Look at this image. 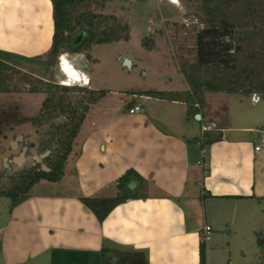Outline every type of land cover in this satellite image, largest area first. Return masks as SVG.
Wrapping results in <instances>:
<instances>
[{
    "label": "crops",
    "instance_id": "0c3cea01",
    "mask_svg": "<svg viewBox=\"0 0 264 264\" xmlns=\"http://www.w3.org/2000/svg\"><path fill=\"white\" fill-rule=\"evenodd\" d=\"M132 1L156 3L162 26L184 10L168 0ZM149 12H137L151 32L152 47L145 50L161 56L169 80L161 78L156 90L132 91H186L169 51L157 48V20ZM52 36L50 0H0V61L44 81L83 82L104 91L92 84L88 70L69 62L72 57L48 63ZM98 46L90 53L93 65ZM110 95L90 106L62 180L34 186L0 222V264H102L103 248L143 253L147 264H199L206 225L212 233L203 243L205 264H232L234 252L236 264H262L256 234L264 231V150L255 154L254 145L264 129V96L254 103L251 95L207 94L203 113L188 120L179 102L131 94L125 105L113 107ZM248 96L251 103L244 101ZM129 103L141 111L129 114ZM204 125L215 128L204 133L208 145L202 148ZM129 169L145 181L142 197L119 204L99 222L80 198L118 196L116 182Z\"/></svg>",
    "mask_w": 264,
    "mask_h": 264
},
{
    "label": "trees",
    "instance_id": "16d2710c",
    "mask_svg": "<svg viewBox=\"0 0 264 264\" xmlns=\"http://www.w3.org/2000/svg\"><path fill=\"white\" fill-rule=\"evenodd\" d=\"M109 0H50L53 36L49 59L61 53L82 54L91 61L93 46L128 42L129 26L114 15L94 12L103 10ZM194 4L193 17L201 24L195 37L191 61L177 65L186 84V91H131L152 99L179 102L186 106V118L201 115L207 94L264 96V0H187ZM143 47L150 50L151 36ZM17 83L28 94L44 95L37 122L61 118L55 130L40 135L38 151L45 155L40 163L0 177V198L9 201V211L26 201L32 188L42 181L60 182L72 144L77 137L90 106L106 96L105 91L70 87L24 73L0 61V94H21ZM127 105V109L132 107ZM202 148L208 145L206 136ZM218 139V138H217ZM191 143H198L193 139ZM134 183V188L130 185ZM145 181L134 170H127L116 182L118 196L80 198L99 222L116 206L142 197ZM260 260L264 264V231L256 234ZM102 264H147L143 253L103 248ZM199 264H205V247L200 244Z\"/></svg>",
    "mask_w": 264,
    "mask_h": 264
},
{
    "label": "rangeland",
    "instance_id": "374dc122",
    "mask_svg": "<svg viewBox=\"0 0 264 264\" xmlns=\"http://www.w3.org/2000/svg\"><path fill=\"white\" fill-rule=\"evenodd\" d=\"M184 10L178 15L173 14L168 18L165 26H162L161 18L158 14V6L154 4H142L132 0H109L106 2V9L98 10L94 6L91 9L96 13L105 15H114L130 28V39L128 42H115L108 45H100L95 48L93 58L98 60L97 64L89 63L85 55H76L61 53L56 60L49 59L51 66L57 64L59 58L72 57L69 62L85 71H89L92 77V84L98 86L105 92L111 91L107 101L113 107H121L128 100L129 93L132 90L148 89L156 90L162 86L165 81H159L161 78L169 80V69H163L160 66L161 56L157 52L149 53L143 47V43L151 33L149 27H144L139 19L138 11L142 14L146 11L152 13L153 21L152 32L156 38L157 48L161 45L169 51V55L175 64L181 60L191 61L195 51V37L197 31L201 28L200 22L193 17L194 4L187 0H178V4ZM158 7V8H157ZM161 10L165 8L161 4ZM103 11V12H102ZM157 14H155V12ZM171 13V12H170ZM157 15V19L155 18ZM176 15V16H175ZM196 21V22H195ZM186 23V25H185ZM151 36V35H150ZM144 39V40H142ZM142 41V44H141ZM124 57L130 58L132 67L124 64ZM80 77L82 74L77 70ZM146 73V76L143 73ZM166 75V77H165ZM76 77V76H75ZM80 80V78H79ZM163 82V83H161ZM65 83V82H62ZM70 87H87L83 82L66 81ZM75 83V84H74ZM18 86L24 90L23 93L13 96V94H0V177L4 178L20 169L32 167L35 163L41 161L43 154L38 151V140L40 135H46L53 132L63 119L58 118L46 121L42 124L37 122L39 109L44 95L34 94L31 98L24 99L27 89L20 83ZM60 85V84H59ZM260 99L262 98L259 96ZM248 103L249 96L244 98ZM38 102V104H37ZM250 102V101H249ZM251 103V102H250ZM17 135H22V140L17 139ZM15 140L18 147L13 149L9 142ZM24 153L25 162L18 168L13 157L16 158L20 153ZM9 210V201L0 199V222H4ZM237 252L233 253L232 264L239 261ZM238 259H237V258ZM261 263V260L259 261Z\"/></svg>",
    "mask_w": 264,
    "mask_h": 264
},
{
    "label": "built area",
    "instance_id": "2783aa9c",
    "mask_svg": "<svg viewBox=\"0 0 264 264\" xmlns=\"http://www.w3.org/2000/svg\"><path fill=\"white\" fill-rule=\"evenodd\" d=\"M168 1L170 3H172V4H174V5L178 4V0H168ZM185 25H186V23H185ZM84 82L86 83V82H88V80L85 81V79H84ZM252 100L254 101V103H256L259 100L258 95H256V94L252 95ZM140 111H141V106L136 104V105H134L132 108H130L128 110V113L129 114H135V113H138ZM196 117H200V116L196 115ZM214 128H215L214 125H204V126H202V128H201L202 138H203V135H204L205 132H207V131H209L211 129H214ZM257 133L259 134V140L254 145V153L255 154H260L264 150V129L259 130ZM204 156H205V151L203 149V151H202V159L204 158ZM198 164L201 165L202 163L199 162ZM211 233H212V228L210 226L206 225V226L203 227L202 234H201L202 243H206V242H208L210 240Z\"/></svg>",
    "mask_w": 264,
    "mask_h": 264
},
{
    "label": "water",
    "instance_id": "95a60500",
    "mask_svg": "<svg viewBox=\"0 0 264 264\" xmlns=\"http://www.w3.org/2000/svg\"><path fill=\"white\" fill-rule=\"evenodd\" d=\"M124 64L126 65V66H130V61L129 60H127V59H125L124 60ZM17 139H19V140H22V136L21 135H17ZM10 145L12 146V148L13 149H17V147H18V145H17V143H16V141L15 140H13V141H11L10 142ZM45 155H43V157H44ZM43 157H42V159H43ZM41 159V160H42ZM13 162H14V164L18 167V168H20L22 165H23V163L25 162V155H24V153L22 152V153H20V155H18V157H16V158H14L13 157ZM41 162V161H40ZM40 162H38V163H40ZM36 164V163H35Z\"/></svg>",
    "mask_w": 264,
    "mask_h": 264
},
{
    "label": "clouds",
    "instance_id": "9594fccd",
    "mask_svg": "<svg viewBox=\"0 0 264 264\" xmlns=\"http://www.w3.org/2000/svg\"><path fill=\"white\" fill-rule=\"evenodd\" d=\"M84 79H85V81L87 80V76H86V74L84 75Z\"/></svg>",
    "mask_w": 264,
    "mask_h": 264
},
{
    "label": "bare ground",
    "instance_id": "6f19581e",
    "mask_svg": "<svg viewBox=\"0 0 264 264\" xmlns=\"http://www.w3.org/2000/svg\"><path fill=\"white\" fill-rule=\"evenodd\" d=\"M68 74V73H67Z\"/></svg>",
    "mask_w": 264,
    "mask_h": 264
}]
</instances>
